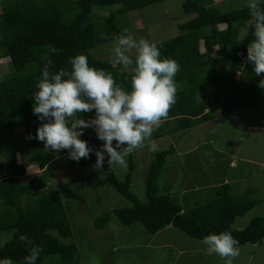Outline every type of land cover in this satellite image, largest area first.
I'll return each mask as SVG.
<instances>
[{
    "label": "trees",
    "instance_id": "1",
    "mask_svg": "<svg viewBox=\"0 0 264 264\" xmlns=\"http://www.w3.org/2000/svg\"><path fill=\"white\" fill-rule=\"evenodd\" d=\"M1 1L4 4L0 9V56L9 60V71L0 74V132L25 125L30 119L39 121L32 112V94L45 63L50 62V71L67 69L71 57L85 54L91 66L111 72L117 84L130 88L132 68L124 69L114 60L99 59L93 50L112 42V37L125 29L129 33L138 31L130 21L123 22L122 16L162 0ZM115 5L117 8L111 10ZM101 8H106L108 14L99 18L96 13ZM181 9L184 19L175 25L177 34L158 42L162 56L173 58L180 65L175 77L176 103L169 109L167 119L153 132L151 140L212 119V111L206 109L213 107L224 91L233 92L236 86L242 98L245 97L246 105L264 100V89L259 87L264 73L256 76L246 60L247 44L254 38L248 9L220 11L195 0H183ZM238 28L245 30L239 39L233 35ZM80 116L87 120L93 112L77 113L73 119ZM91 132L89 147L99 149L103 142L96 138L93 129H85L82 137ZM35 133L36 130H23L20 135H24L21 153L35 158L37 169L41 170L37 180L21 185L18 173L22 174L25 167L20 163L12 167L7 176L0 170V237L10 232L0 242V258L22 264L28 254L18 239L23 234L42 248L36 264H41L47 256H57L60 264H78L76 244L59 240L72 237L61 195L42 192L44 185L38 176L46 172L49 160L44 156L42 142L27 139L29 134L35 137ZM173 152L174 147L170 145L153 153L147 167L143 202L130 188L134 170L131 154L123 180L115 177L106 157L102 168L105 175L89 182V186L97 188L109 184L130 205L101 213L92 226L101 229L114 216L123 226L140 223L149 234L171 225L198 240L212 232L229 231L239 246L261 242L263 215L254 216L242 229L231 227L235 217L244 215L259 202L251 197V189L233 193L230 184L221 183L211 189L205 202L196 204L186 213L170 194L159 193V174L166 156ZM79 162L95 163V156L90 154L88 159L82 158Z\"/></svg>",
    "mask_w": 264,
    "mask_h": 264
},
{
    "label": "rangeland",
    "instance_id": "2",
    "mask_svg": "<svg viewBox=\"0 0 264 264\" xmlns=\"http://www.w3.org/2000/svg\"><path fill=\"white\" fill-rule=\"evenodd\" d=\"M195 1L220 11L242 8L246 3V0ZM182 2L162 0L130 12L122 19L137 27L138 31L130 32L134 37L160 42L177 34L175 25L184 19ZM3 4L1 1L0 9ZM115 8L116 5L110 9ZM96 14L102 18L108 12L101 8ZM244 33L243 28H238L233 35L239 39ZM111 48L112 42L93 51L99 59L114 60ZM8 71L9 60L0 56V74ZM229 91H224L216 102L212 119L151 141L158 150L170 145L174 147V152L166 156L158 187L159 193L170 194L185 213L205 202L211 189L223 181L232 186L233 193L252 190L251 197L259 202L244 215L235 217L231 227L239 230L254 216H264V100L246 105L237 86L233 92ZM26 123L0 132V169H13L19 163L25 168L37 167L35 158L21 153L24 135L20 133L35 131L42 122L30 119ZM91 134L80 137L88 146ZM44 156L49 163L46 172L38 176L44 185L42 192L44 195H61L72 237L59 240L76 244L78 264H223L217 256L203 253L201 240L191 238L171 225L149 234L138 222L123 226L111 216L103 228H94L92 223L97 216L114 207L130 205L128 200L109 184L97 188L89 186V182L105 175L102 169L99 172L93 169L94 163L74 162L68 159L66 150L55 152L45 147ZM152 157L148 143L131 153L134 170L130 188L141 202L145 201L144 183ZM126 161V168L109 165L118 180H123L129 169L128 156ZM50 233L57 235L55 231ZM9 235V231L3 233L0 242ZM239 252L233 264H263L264 238L258 244L240 245ZM41 264L60 263L57 256H47Z\"/></svg>",
    "mask_w": 264,
    "mask_h": 264
},
{
    "label": "clouds",
    "instance_id": "3",
    "mask_svg": "<svg viewBox=\"0 0 264 264\" xmlns=\"http://www.w3.org/2000/svg\"><path fill=\"white\" fill-rule=\"evenodd\" d=\"M251 17L253 39L246 47V60L256 76L264 73V0H246ZM111 54L124 69L132 68L130 88L117 84L113 74L93 67L85 54L68 61L69 68L50 71L49 63L41 69L32 94V112L42 123L36 129V139L48 150L67 151L68 159L79 162L95 156L93 169L99 172L107 164L127 167L126 157L145 147L158 151L152 134L167 119L169 109L176 103L175 77L179 63L161 54L158 42L134 37L127 29L112 37ZM264 89V77L259 80ZM93 112L89 119L73 117ZM93 129L102 141L99 149L89 147L80 139L85 129ZM115 142V143H113ZM18 239L27 251L22 264H36L42 248L26 235ZM200 243L203 253L217 256L223 264H233L240 254L239 243L229 231L212 232ZM0 264H14L10 258H0Z\"/></svg>",
    "mask_w": 264,
    "mask_h": 264
},
{
    "label": "crops",
    "instance_id": "4",
    "mask_svg": "<svg viewBox=\"0 0 264 264\" xmlns=\"http://www.w3.org/2000/svg\"><path fill=\"white\" fill-rule=\"evenodd\" d=\"M215 106V105H214ZM213 106V107H214ZM213 107L207 108L206 111L208 110H213ZM191 128V127H190ZM36 168V169H35ZM1 170V174H4L5 176H7V174L9 173L10 169H0ZM8 170V172H7ZM17 173V169L15 170ZM41 172V170H38L37 167L35 166L34 168H25L21 174V171L18 173V178H19V182L21 183V185H25L29 182H33L32 180L37 178V174ZM221 183H226V181H223ZM36 188L35 191L36 192Z\"/></svg>",
    "mask_w": 264,
    "mask_h": 264
}]
</instances>
